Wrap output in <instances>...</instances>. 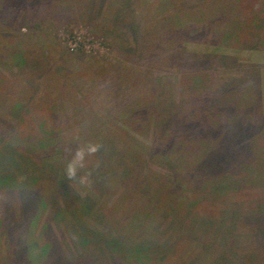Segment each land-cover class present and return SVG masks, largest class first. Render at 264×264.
<instances>
[{
    "label": "rangeland",
    "instance_id": "rangeland-1",
    "mask_svg": "<svg viewBox=\"0 0 264 264\" xmlns=\"http://www.w3.org/2000/svg\"><path fill=\"white\" fill-rule=\"evenodd\" d=\"M263 70L264 0H0V264H264Z\"/></svg>",
    "mask_w": 264,
    "mask_h": 264
},
{
    "label": "trees",
    "instance_id": "trees-1",
    "mask_svg": "<svg viewBox=\"0 0 264 264\" xmlns=\"http://www.w3.org/2000/svg\"><path fill=\"white\" fill-rule=\"evenodd\" d=\"M213 101V100H212ZM256 103H257V99H256V101H255ZM254 103V102H253ZM249 106V105H248ZM230 106L229 107H223L222 109H223V112L226 114H228V112H229V110H230ZM247 109H252V107L251 106H249V107H247ZM246 109V110H247ZM194 109H192V111H193ZM245 110V113L247 112ZM219 111H220V113L222 114V111L221 110H218V109H214L213 108V110L212 109H210L209 110V114L210 115H217V114H219ZM237 113H241L242 114V111H238ZM243 115V114H242ZM252 115H250V116H246V120L249 122V120H251V117ZM261 116V115H260ZM264 118V117H263ZM179 123V124H178ZM232 125H233V122H230ZM228 124L227 126H224V125H221V123H220V125L218 124V122L216 123V124H214V126H212V127H209V125H205L204 126V124H202L201 123V126L200 125H197V126H193V127H195V131L198 133V132H202V133H204V135L208 138V140H210V142H211V138L213 139V141H212V145H213V148L221 141V137H222V134H221V136H219V133H217L219 130H221V129H224V131H225V129L227 130V129H230L231 127H232V125L231 124ZM185 124L187 125V123L185 122ZM176 125H177V127H178V125H180V126H182V127H184L185 125L184 124H182V122L181 121H177L176 122ZM235 125V124H234ZM244 126H249V123H247V124H245ZM186 127V126H185ZM240 128H242L240 125L238 126V130L239 131H241L240 130ZM187 129L189 130V131H187V132H184V133H193V132H190V127H187ZM243 130L245 129V128H242ZM194 131V132H195ZM206 131L207 132H209V134L207 135L206 134ZM227 131H231V130H227ZM224 135V134H223ZM182 137V136H181ZM183 138V137H182ZM214 139H216V140H214ZM103 141H105V139L104 138H102V142ZM252 142V141H251ZM96 145H100L99 146V151L100 152H102V149L104 148V144H96ZM144 148H146L147 149V147L146 146H144ZM145 149V150H146ZM14 190V187L12 186V187H10L9 189H8V193L9 192H11V191H13ZM30 188H25V187H20V188H18V193L22 196V197H24L25 199H26V203H28L29 204V206H30V208L31 209H34L36 206H34L33 204H34V200H39L38 199V197L37 196H39L38 194H37V196H35L32 192H30ZM25 195V196H24ZM36 198V199H35ZM29 201H31V203L29 202ZM33 203V204H32ZM23 246H25L26 248H28V246H27V244H23ZM36 247H38V246H36ZM140 248V249H139ZM142 246L141 247H135V249H134V252L132 253V255L133 256H135L136 255V253L139 255V253L141 252V250H142ZM37 256V255H36ZM35 256V258L37 259V257ZM34 257V255H32V258ZM30 258V257H29ZM31 259V258H30ZM138 262H140V258H137L136 259ZM138 264H140V263H138Z\"/></svg>",
    "mask_w": 264,
    "mask_h": 264
},
{
    "label": "crops",
    "instance_id": "crops-1",
    "mask_svg": "<svg viewBox=\"0 0 264 264\" xmlns=\"http://www.w3.org/2000/svg\"><path fill=\"white\" fill-rule=\"evenodd\" d=\"M262 88H264V70L261 72Z\"/></svg>",
    "mask_w": 264,
    "mask_h": 264
},
{
    "label": "built area",
    "instance_id": "built-area-1",
    "mask_svg": "<svg viewBox=\"0 0 264 264\" xmlns=\"http://www.w3.org/2000/svg\"><path fill=\"white\" fill-rule=\"evenodd\" d=\"M76 39H79V37H76V38H74V40H75V43H74V44H72V46H75V44H76Z\"/></svg>",
    "mask_w": 264,
    "mask_h": 264
}]
</instances>
